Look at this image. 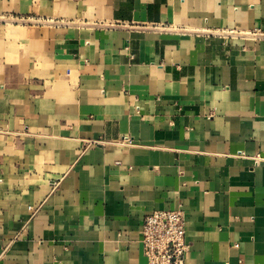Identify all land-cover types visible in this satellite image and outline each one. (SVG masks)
I'll return each mask as SVG.
<instances>
[{"label":"crops","instance_id":"0c3cea01","mask_svg":"<svg viewBox=\"0 0 264 264\" xmlns=\"http://www.w3.org/2000/svg\"><path fill=\"white\" fill-rule=\"evenodd\" d=\"M231 30L264 0H0V264H148L176 209L185 264H264V38Z\"/></svg>","mask_w":264,"mask_h":264},{"label":"built area","instance_id":"2783aa9c","mask_svg":"<svg viewBox=\"0 0 264 264\" xmlns=\"http://www.w3.org/2000/svg\"><path fill=\"white\" fill-rule=\"evenodd\" d=\"M154 28L157 30L160 27ZM223 34L226 37L244 35L255 40L264 38L260 30H231L223 31ZM142 229L141 243L148 264H185L189 244L186 241V214L183 209L155 211L144 218Z\"/></svg>","mask_w":264,"mask_h":264}]
</instances>
